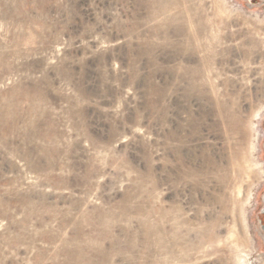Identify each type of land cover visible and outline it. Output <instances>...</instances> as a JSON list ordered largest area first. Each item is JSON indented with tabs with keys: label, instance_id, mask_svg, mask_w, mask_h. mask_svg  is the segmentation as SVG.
<instances>
[{
	"label": "rangeland",
	"instance_id": "1",
	"mask_svg": "<svg viewBox=\"0 0 264 264\" xmlns=\"http://www.w3.org/2000/svg\"><path fill=\"white\" fill-rule=\"evenodd\" d=\"M264 0H0V264H264Z\"/></svg>",
	"mask_w": 264,
	"mask_h": 264
},
{
	"label": "flooded vegetation",
	"instance_id": "2",
	"mask_svg": "<svg viewBox=\"0 0 264 264\" xmlns=\"http://www.w3.org/2000/svg\"><path fill=\"white\" fill-rule=\"evenodd\" d=\"M251 1H253V0H251Z\"/></svg>",
	"mask_w": 264,
	"mask_h": 264
},
{
	"label": "water",
	"instance_id": "3",
	"mask_svg": "<svg viewBox=\"0 0 264 264\" xmlns=\"http://www.w3.org/2000/svg\"><path fill=\"white\" fill-rule=\"evenodd\" d=\"M263 213H264V211H263Z\"/></svg>",
	"mask_w": 264,
	"mask_h": 264
}]
</instances>
